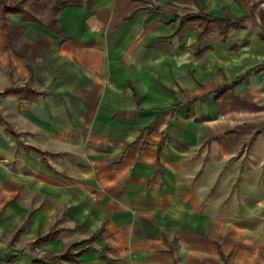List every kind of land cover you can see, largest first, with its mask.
<instances>
[{
	"label": "crops",
	"instance_id": "1",
	"mask_svg": "<svg viewBox=\"0 0 264 264\" xmlns=\"http://www.w3.org/2000/svg\"><path fill=\"white\" fill-rule=\"evenodd\" d=\"M66 1L54 27L0 21V264H264V217L218 202L251 133L234 98L264 83L261 17ZM199 10L240 28L198 40Z\"/></svg>",
	"mask_w": 264,
	"mask_h": 264
},
{
	"label": "rangeland",
	"instance_id": "2",
	"mask_svg": "<svg viewBox=\"0 0 264 264\" xmlns=\"http://www.w3.org/2000/svg\"><path fill=\"white\" fill-rule=\"evenodd\" d=\"M31 1L45 4L46 9L42 13L48 20L51 17V8L59 1L66 0ZM248 3L254 14L261 17L260 24L257 27L251 26L248 31H262L264 34V0H248ZM252 44L253 40L250 38V40L242 43L240 48L251 51ZM263 49L264 45H261L257 51L262 50V53L264 52ZM261 53L259 54L261 55ZM260 55L258 56L259 59ZM236 96L234 98L236 99L234 105L241 110L240 123H246L248 126H245V131L251 133L247 141L243 143L242 147L230 159L234 163L232 170L233 184L227 186L229 191H226L225 187L221 192L219 191L218 202L222 206L229 205L233 210L246 206V211L250 214L255 213V216H250L249 218L257 219L258 216L264 217V83L257 87H246L242 92L240 91V93L236 94ZM199 156L202 160L208 159V155H205L204 152H201Z\"/></svg>",
	"mask_w": 264,
	"mask_h": 264
},
{
	"label": "trees",
	"instance_id": "3",
	"mask_svg": "<svg viewBox=\"0 0 264 264\" xmlns=\"http://www.w3.org/2000/svg\"><path fill=\"white\" fill-rule=\"evenodd\" d=\"M67 5V1H59L54 7L51 8V21L50 26L54 27L55 15ZM45 4H40L36 1L31 0H0V21L4 23L7 15L11 14H21L24 21L38 22V17L41 15L42 11L45 9ZM189 21L199 22L197 39L201 40L211 31L212 27H216L218 33L225 37L229 31L236 30L240 28V19H235L228 14L224 18L216 19L210 17L203 10H199L193 15H188L184 18V23ZM263 38V36H261ZM261 69L260 67L255 68L253 71ZM238 79L233 82V85L238 83ZM65 255V254H64ZM62 255L61 257H65ZM60 256L55 257L59 258Z\"/></svg>",
	"mask_w": 264,
	"mask_h": 264
}]
</instances>
